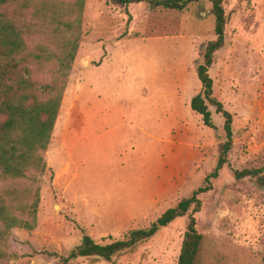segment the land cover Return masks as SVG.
Wrapping results in <instances>:
<instances>
[{"label":"rangeland","instance_id":"rangeland-1","mask_svg":"<svg viewBox=\"0 0 264 264\" xmlns=\"http://www.w3.org/2000/svg\"><path fill=\"white\" fill-rule=\"evenodd\" d=\"M224 6L226 43L209 72L233 114V146L199 195L196 264H264V184L234 174L264 165V0ZM81 37L45 172L0 179V188L40 190L37 227L13 229L7 252L17 257L0 264H59L49 253L68 255L85 234L105 244L150 226L206 184L226 140L215 107L217 130L190 104L202 90L204 47L216 38L210 0L184 10L85 0ZM190 212L110 261L70 264H177Z\"/></svg>","mask_w":264,"mask_h":264},{"label":"trees","instance_id":"trees-1","mask_svg":"<svg viewBox=\"0 0 264 264\" xmlns=\"http://www.w3.org/2000/svg\"><path fill=\"white\" fill-rule=\"evenodd\" d=\"M128 7L146 2L152 7L184 10L201 0H113ZM215 18L216 38L204 47L203 59L197 67L202 90L191 99V108L201 115L205 126L217 130L210 105L224 118L226 140L221 145L217 164L206 176V184L188 198L168 208L144 228L128 231L109 243H99L85 234L82 242L68 255L50 252L59 264H70L78 257L112 260L138 243L153 237L189 210L177 264H196L203 234L197 228L195 214L201 210L200 194L212 189V179L229 162L233 146V114L214 94V80L209 69L215 53L226 43V0H210ZM85 0H0V179L20 180L31 172L44 173L47 150L68 85L73 63L81 42ZM47 79H44L46 78ZM237 178L251 176L264 184V165L235 169ZM40 190H21L16 186L0 188V260L7 256L12 230H34L38 223Z\"/></svg>","mask_w":264,"mask_h":264}]
</instances>
